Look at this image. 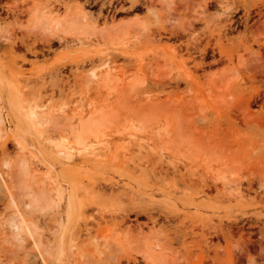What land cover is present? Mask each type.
I'll list each match as a JSON object with an SVG mask.
<instances>
[{
  "label": "rangeland",
  "instance_id": "1",
  "mask_svg": "<svg viewBox=\"0 0 264 264\" xmlns=\"http://www.w3.org/2000/svg\"><path fill=\"white\" fill-rule=\"evenodd\" d=\"M0 264H264V0H0Z\"/></svg>",
  "mask_w": 264,
  "mask_h": 264
},
{
  "label": "bare ground",
  "instance_id": "2",
  "mask_svg": "<svg viewBox=\"0 0 264 264\" xmlns=\"http://www.w3.org/2000/svg\"><path fill=\"white\" fill-rule=\"evenodd\" d=\"M102 118H103V115L101 114L99 116V119H102ZM91 119H92V117L88 116L83 121V123H81V132L84 131L82 129L85 128V130H86L87 128H89L90 124L93 122V120H91ZM169 122L171 124V121H169ZM74 138L77 141L80 140L81 134L76 133ZM64 141H65L64 139L59 140L58 142L55 143V147L58 148L59 150L62 149V147L64 146ZM22 162L19 164V166L17 168V172L15 174L16 178H17V184H18L17 186L19 187V190H20L19 193H21L24 196H26V195L29 196V206H31V207H39L40 205H42V206L46 205L48 203V200L46 199V197L42 196L41 193L35 194L29 190L28 183H30V182H28L29 178L26 174L25 165ZM14 226H15V228L16 227L19 228V226L16 224ZM22 232L31 236V232H30L28 227H24V229H22ZM147 253H149V254H146V255L151 256L149 251H147ZM149 259H152V258L149 257Z\"/></svg>",
  "mask_w": 264,
  "mask_h": 264
}]
</instances>
